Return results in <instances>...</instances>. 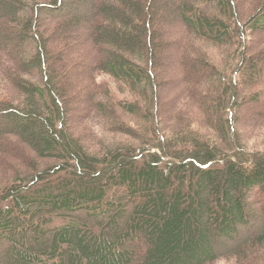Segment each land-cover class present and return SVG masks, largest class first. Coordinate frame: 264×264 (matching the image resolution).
<instances>
[{
    "label": "trees",
    "instance_id": "trees-1",
    "mask_svg": "<svg viewBox=\"0 0 264 264\" xmlns=\"http://www.w3.org/2000/svg\"><path fill=\"white\" fill-rule=\"evenodd\" d=\"M247 5L0 0V264H264V143L239 129L264 101V0Z\"/></svg>",
    "mask_w": 264,
    "mask_h": 264
},
{
    "label": "rangeland",
    "instance_id": "rangeland-1",
    "mask_svg": "<svg viewBox=\"0 0 264 264\" xmlns=\"http://www.w3.org/2000/svg\"><path fill=\"white\" fill-rule=\"evenodd\" d=\"M236 2L238 3L239 8L241 9L242 13H247V11L249 10L248 5H247V0H236ZM75 33L78 34L77 32H75ZM248 34L249 33L246 32L245 36L247 37ZM250 38H251L250 43L255 42V40H257V34H254ZM170 56H172V54ZM173 66H174V64H173ZM171 67H172V64H171V66L169 65L167 68L169 69ZM244 70L246 71L247 69H244ZM152 71H154V69ZM162 71L165 72V70H162ZM98 80L100 82L101 81L109 82L108 78L107 77H104V76L99 77ZM111 87H113V83L111 84ZM241 89H242L241 92H243L244 91L243 88H240V90ZM169 90L171 91V89L170 88L168 89V93H169ZM114 93H115L116 97H122V96H124V95H119L116 92H114ZM263 102L264 101L261 100L257 104H247L246 106H243L242 109H241V111H240L241 113H240V116H239L240 117L239 129L242 132L243 137H244V140L247 142L248 147L250 149L258 148L260 144H263L264 143V139L259 136L260 133L264 132V127L262 126L261 129H260V126H259L258 128L252 130L251 129V125H250V122H251L250 121V116H251L252 113H254V111H257L259 113L263 112L261 114L262 117L260 118V122H258L260 124L263 123L262 122V121H264V103ZM81 107H83V105H79V104L78 105L77 104H74L73 105V109H72V111L70 113V119L71 120H73L76 117L77 114H81V113L85 112V110L82 111L83 108H81ZM254 108L257 109V110H254ZM193 113H196V111H193ZM86 114H87V117H88V112H86ZM160 117H161V118H159L160 120L157 117L155 119V121H158V120L161 121V119L163 121L164 118H165V114L160 115ZM95 123L96 122H95L94 119L93 120L89 119L87 121L86 125L89 124V125H87V127L89 129L88 130L89 133L94 134V135L96 134V136H98V137H100V136L105 137L106 135L101 134L100 129L97 126H95ZM219 264H223V263H219Z\"/></svg>",
    "mask_w": 264,
    "mask_h": 264
}]
</instances>
